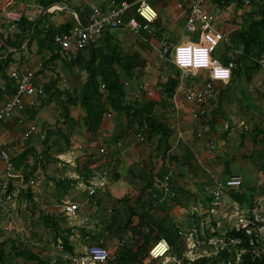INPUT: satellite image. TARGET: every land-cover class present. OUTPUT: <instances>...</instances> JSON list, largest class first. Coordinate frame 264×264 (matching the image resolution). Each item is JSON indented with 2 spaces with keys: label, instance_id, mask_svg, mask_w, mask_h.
Wrapping results in <instances>:
<instances>
[{
  "label": "crops",
  "instance_id": "crops-1",
  "mask_svg": "<svg viewBox=\"0 0 264 264\" xmlns=\"http://www.w3.org/2000/svg\"><path fill=\"white\" fill-rule=\"evenodd\" d=\"M30 1L34 0H12L14 3L12 6L15 9L25 10V5ZM92 1L91 5L88 4L90 7L100 4L98 0ZM10 2L11 0H0V9L11 6ZM173 2V0H154L152 6L156 8L158 14L161 9L170 12L176 11L181 14L174 9ZM26 13L30 14L28 11ZM54 13H56L57 21L53 22L58 25L67 21L72 22L76 12L74 9L70 10L67 20L64 19V15H60L62 14L61 11ZM37 17L38 15H33V17L31 15L32 20ZM59 18L62 20H58ZM157 20L152 23V30L156 27ZM150 36L152 37L149 40L150 44L155 45L157 38L153 35ZM32 44L29 46V43L25 42L21 49L14 51L13 58L6 69L7 75L11 70L22 65L25 53L28 54L27 60L29 62H41V55L37 53L36 45ZM48 54L45 52L46 56ZM1 55L2 49H0ZM156 55L151 62L148 60V72L145 71V75L137 76L132 84L134 88L142 82L147 83L151 88L157 85L158 69L153 64L157 61L158 54ZM52 69L54 70H42L41 68L35 70V83H37L38 88H41L51 75H57L56 86L59 89L78 87L82 82L83 77L80 72L77 70L69 72L60 62H56ZM200 80L202 79L199 73L198 77L192 78L190 82L197 83ZM229 83L231 82L215 83V90L207 102V112L198 117L191 113V110H196L197 106L185 103L180 104L179 114L166 116L170 101L168 99L165 103L160 104L161 95L156 89H154L153 96L144 95L141 97L138 100L139 105L144 106L148 101L156 103L152 113L159 116L172 130L170 137L163 143L159 141V135L150 140L139 141L138 132L127 126L124 112L117 114L111 111L110 116L104 115L98 132L91 136L82 125L79 109L76 110L77 116L74 115L75 111L71 110L72 119L65 123L58 117L59 110L55 114L51 112L50 106L39 110L38 105L40 106L42 103L38 104L40 100L37 97V102L33 107L27 105L23 111H15L13 116L10 115L1 121L0 151L7 152L12 158L21 153L23 149L29 148L31 153L28 155L27 161L32 166L27 169L24 176L21 171L12 170L15 177L7 179L4 162L0 161V197L5 183H7V190L9 181L13 188L9 192L13 197L12 203L8 205L0 203V249L5 253L7 260L4 264H34V260L25 261L22 257L14 255L13 248L20 249L23 246L29 247L30 251L39 257L40 264H77L76 258L84 255L87 244L97 241L98 238H101L112 252L118 239L114 232L113 223L111 224L109 219L112 221L115 219L118 221L117 224H120L127 220L131 211L137 214L131 217L134 221L132 227L137 225L139 215L145 211L159 225L166 227L174 225L177 228H185L192 235L191 230L194 228L193 213L195 212L194 197H199V203L205 206L209 204V207L211 205L204 198L203 193L210 187L215 188L221 179L225 181L228 178L225 174H230L229 177L239 176L242 180H245L243 178L245 174L251 180L252 174L257 172L253 171L254 163L248 154H244V151L242 153L239 151L238 157L235 156L232 161L229 160L230 164L232 162L237 164V170H241L243 176L232 171L231 168L226 173L225 166L229 163L227 160L224 159L222 164L217 162L216 164L215 158L211 159L210 154L214 156L215 151L222 145V139L216 144L219 145L216 149L215 142H213L215 137L208 133L210 129L208 121L212 119V111L221 106L219 103L223 97L222 91L230 86ZM1 85H4V80H0ZM263 87L264 71L259 73L249 84L240 78L234 80L230 90L233 88L238 94H245V99L248 97V100L253 101L249 106L250 109L252 108V112H255L253 111L255 109L261 112L264 111V107H260L257 100L264 96ZM246 88L249 91H246ZM8 97L7 91L0 96V106ZM244 98L241 100L245 101ZM52 101L55 105V96ZM226 101L228 98L222 99L221 102H224L222 107L225 110L228 106ZM48 102L49 104H47ZM48 102L44 106L50 105L51 100ZM213 103H217V106L214 105L213 107ZM54 105H52V109H54ZM246 107L240 104L237 114H234L239 117L237 122L240 125L246 123L239 116L243 115L244 110H247ZM248 115L249 120L253 119L254 121L253 113H248ZM50 116L56 117L53 127L49 124ZM219 117H222V114H219ZM57 119L58 123H56ZM223 120L222 123L226 128L223 135H226L227 130L231 128L229 125L231 122L225 120L224 117ZM32 126L34 130L29 131ZM55 127L67 135L68 141L60 139L61 137L57 135L52 136L50 139L51 149L45 153L43 139L46 131ZM26 132H29L27 137L24 136ZM80 132L83 135H80ZM246 134L244 133V140L242 141L245 148L248 147ZM241 138L240 136V140ZM240 140V150H242ZM55 141H58L57 146L54 145ZM250 142L251 140H249ZM207 144L211 145L209 148L212 151L204 149ZM39 158L45 159L48 163L45 168L34 166L36 159ZM244 161L249 166L248 171L250 173L248 174H246L243 165ZM219 165L222 167L219 168ZM109 167L112 169L106 175V184L102 185L101 173ZM165 177H168L169 190L167 192L162 190ZM91 188L95 192L89 195L88 191ZM22 190H24V194ZM150 193L152 194L151 197H149ZM67 201L79 204V208L83 212L76 221L63 214V205ZM222 204L226 205L224 201ZM226 208V210L225 208L222 209L220 205L217 207L218 210L221 209L224 212L237 211L236 206ZM238 214L236 215L237 219L239 216H244ZM41 215H48L51 221L59 226L60 230L56 231L52 223L49 220H43ZM142 233H144L145 238ZM142 233L135 234L132 228V231L124 234L131 241V247L135 251L138 250V247H141L140 249L144 247L143 251L145 252L148 247L155 243L154 234L149 235L146 229ZM110 238H113L114 241H111ZM63 241L71 246V251L64 252L63 248H57V245ZM61 245L63 246V244ZM168 253L162 259H165L167 264H177V258ZM147 259L142 263L146 264ZM134 260L137 264L138 259L135 258Z\"/></svg>",
  "mask_w": 264,
  "mask_h": 264
},
{
  "label": "trees",
  "instance_id": "trees-1",
  "mask_svg": "<svg viewBox=\"0 0 264 264\" xmlns=\"http://www.w3.org/2000/svg\"><path fill=\"white\" fill-rule=\"evenodd\" d=\"M73 1L74 0H35V3L43 10L55 4L66 3L68 7L74 9L77 15H79L81 23L83 25L87 24L91 7L89 5H75ZM213 1L216 2L218 8L221 9L228 7L232 3L235 4V9L243 7L244 4V0ZM150 4L152 5L153 3ZM99 5L104 6L103 3ZM249 5L250 9L238 16L239 20H231V24H237V28L232 30L228 39L223 41L219 46L218 51L222 53L221 56H217L218 51L217 53L215 52V56L222 64H227L229 61H233L235 64L231 79L228 81L231 82L229 83L230 86L222 91V99L228 98L226 93H229L234 80L240 78V80L249 84L255 76L263 71L260 60L264 59V0H249ZM1 10L2 9H0V16L2 17ZM53 13L54 12H43L39 14L35 20H31L27 16L22 15L13 33H10L8 36L0 34V40L4 44L1 48L2 55L0 56V80H4L5 85V91H2L0 88V96L6 91L9 95L14 91L13 83L6 71L13 58L14 51L21 49L25 42H28L29 46L34 43L37 48V53L41 55L40 68L42 70H54L52 69L54 64L60 62L67 71L71 72L77 70L83 74L84 79L78 87H67L64 89L57 88V75H51L41 88L37 87V83H35L34 80L33 85L37 90L39 89V92H37L34 97V103L29 107H33L37 99L42 103H46L55 96L56 104L59 107V119L66 123L67 120L69 121L72 119L70 116L71 109H79L82 125L85 131L91 136H94L98 132L104 115L110 116L111 111L117 114L124 112L126 114L127 126L134 129L138 132L137 134H141L143 137L142 140L138 138L139 141H145L146 139L150 140L156 135H159V141L161 143L167 141L172 134V130L169 129L159 116L152 113L156 103L148 101L144 106H140L138 100L141 97L131 99L132 101H125L129 100L127 98L125 81H131L132 79H136L138 75H142L145 67L149 63L148 59L138 51L123 53L118 49L117 44L113 41L112 35V30L118 27L105 28L99 38L90 41L84 47L77 48L73 51L62 49L54 42V37L56 34L69 31L73 26V21H67L56 25V23L49 21L48 18V16ZM131 13L132 12H129L127 14L128 17ZM153 31L158 41L165 40L169 43L170 39H167L169 37H163L164 29L160 28L158 30L155 27ZM142 32L143 31H140L138 33ZM45 52L46 54L49 53L48 56L45 55ZM164 57L166 59V66L168 67V73L163 79L157 76V85L152 87V89H156L161 95L160 104L165 103L168 99L170 100L178 91L179 85L182 82V80L180 81V71L168 60L169 55L165 54ZM200 76L205 77V73L201 71ZM191 79L192 78H190V80ZM183 81H185L183 84L189 83L187 79ZM133 82L134 81L130 83V89L134 88L132 86ZM219 110L220 108H216L212 111V119L208 121L212 129L216 124L214 119ZM56 123H58V119ZM244 133L246 132L241 134L242 138L244 137ZM252 133H254V135ZM252 133L254 140L260 136L261 138L258 142L264 145V130L255 127ZM55 135L60 136V139L68 141L67 135L58 129V127L47 130L43 139L45 153H48L51 149L52 145L50 144V139ZM57 143L58 141H55L54 145L57 146ZM30 153L31 149L25 148L21 153L10 158L13 167L12 170H19L22 172L23 176L26 175L27 169L32 167L27 161ZM260 157L261 160L257 170L259 173L262 172L264 168V146L262 148V156L260 155ZM52 159L54 160V158ZM233 159L234 157L231 158L230 161ZM36 160L34 166L45 168L48 165L43 158ZM229 166L230 162L225 166L226 173L229 170ZM225 175L230 178V174ZM259 177L260 176H258V178ZM10 184L11 182L9 181L8 193L13 189ZM221 191L224 193L226 199H229L232 205L236 206L239 214L251 219L252 223H250V226L255 229L259 224L253 221L251 210L261 204L256 196L264 193V183L263 186L258 187L257 181L252 182V180L248 179L243 180L242 184L236 189L225 188L223 190L221 189ZM22 192L24 194V190H22ZM207 193L206 198L209 203H211L213 201V191ZM151 196L152 194L150 193L149 197ZM262 205V210L264 211V204ZM63 214L66 216L65 212H63ZM135 215L137 214L131 211L127 220L120 224H117V221L114 219L112 225L115 230L114 232L117 234L118 241L114 247V251L111 252L108 248L109 258L105 264H125L129 256L137 258V264H143L142 262L148 258L147 251L149 247L145 252L143 251L145 249L144 247L142 249L138 247V250L135 251L131 247V241L124 240V234L128 231H132V228L135 234H141L144 232V229H146L149 235L154 234L155 242L159 239L166 240L170 245L168 254L177 258V264H264V250L262 249L261 238L255 231L251 234H246L244 228L236 229L233 227L223 235L221 244L224 245H219L216 253L211 255H199L195 259H189L184 255L186 234H184L181 228H177L174 225L170 227L159 225L145 211L139 215L137 225L132 227L134 221L131 217ZM204 216V212L201 214H198V212L193 213V238L196 242H201L202 245L205 244L207 247H212V243H209V240L214 236L219 237V235L216 231H211L210 227L201 224ZM40 217L45 221L49 220L56 231L60 230L59 226L52 222L48 215H41ZM142 236L145 238L144 233H142ZM99 240H101V238H98L97 242ZM61 244H63L62 248L64 252L72 250L68 243L63 241ZM228 245L236 246L238 251L242 250L241 253L239 252L238 261H236V249L228 250ZM13 250L15 251L14 255L22 257L25 261L34 260V264H40L41 262L39 257L30 251L27 246H23L20 249L13 248ZM160 259L162 258L151 260L155 261ZM6 261L5 253L0 249V263L4 264Z\"/></svg>",
  "mask_w": 264,
  "mask_h": 264
},
{
  "label": "built area",
  "instance_id": "built-area-1",
  "mask_svg": "<svg viewBox=\"0 0 264 264\" xmlns=\"http://www.w3.org/2000/svg\"><path fill=\"white\" fill-rule=\"evenodd\" d=\"M14 1V0H13ZM104 6L97 5L91 7L88 14L87 24H82L79 16L75 13L73 15V26L66 33L56 34L54 42L58 44L62 49L73 51L77 48L86 46L90 41H94L99 38L105 28L108 27H125L138 33L140 31L147 32L153 37L155 33L152 30V23L158 17V11L154 6L149 3V0H99ZM174 9L179 11L183 15L184 27L191 32L198 33L197 40H186L180 41L178 44H169L165 40H159V52L157 61L153 63L158 69V77L161 79L168 73V67L166 66L165 54L169 55V62L180 71V81L178 91L169 100L170 106L166 113V116L171 114L180 113V104H190L197 106V109L191 110V113L198 117L205 115L207 112V102L209 101L213 91L214 85L217 82L227 83L232 76V70L235 66L233 61H229L227 64H222L220 60L215 56L217 47L222 41H226L229 37L230 30L225 29L223 23L218 20L216 22V15L212 12L213 7H217V3L213 0H173ZM245 5H249V0H244ZM11 6H7L2 9V17L0 20V33L3 35H10L16 28V24L20 17L27 16L32 20L31 15H39L41 13H51L55 11H61L68 8L66 3L55 4L46 9L39 7L34 1H30L25 5V10H19L13 8L12 0ZM152 9L148 12V9ZM28 11L30 14L26 13ZM132 12L128 17V13ZM147 13V14H146ZM153 13H155L153 15ZM126 16V17H125ZM151 17V18H149ZM140 18V19H139ZM222 26V27H221ZM3 42L0 40V49L3 46ZM185 50L186 59L188 62L181 61L180 50ZM200 49H206L208 55V63L206 65L197 63V52ZM28 54L25 53V57L22 60V65L17 69L11 70L8 75L13 83L14 91L9 95L8 99L0 106V123L4 119L8 118L12 112L21 111L27 105L31 106L34 103V97L36 96L37 90L33 85L35 80V69L41 67V62H29L27 60ZM30 59V58H29ZM262 70L264 71V59L260 60ZM217 66L230 68V75L227 78H217L215 76V68ZM148 67L144 69L148 72ZM160 71V72H159ZM205 72V77H201L202 80L197 83L183 84L184 79L198 77L200 72ZM135 81H125L127 87V98L134 99L144 97H151L154 94L152 89L147 83H138L137 87L130 89V83ZM2 91H5V86H0ZM264 92V87H263ZM34 130V127H30L29 131ZM29 135V132L25 133V137ZM137 137L142 140L141 134H137ZM0 161L4 162L5 170L7 172V179L14 178L15 175L12 173V164L10 162V156L7 152L0 151ZM112 168L104 170L101 173V184H106V175ZM168 177H165L163 184V192H167L169 187ZM242 184V180L239 176H232L225 181V188L236 189ZM94 189H89V195L94 194ZM258 201L261 203L260 206L255 207L251 210L253 221L259 225L256 228H252L250 223L251 219L243 216L241 221L238 223V228H244L246 234H251L253 231L260 233L264 230V211L262 210V204H264V193L256 196ZM221 199V189L216 188L213 191V201L210 203L211 210L216 211L219 206ZM13 197L7 192V183L3 185L2 196L0 197V203L2 205L11 204ZM209 205V204H208ZM63 210L68 218L76 221L83 212L79 208V204L67 201L63 205ZM88 240V239H86ZM89 241V240H88ZM210 243V240H209ZM57 248L62 249V245L58 244ZM170 250V245L164 239H159L152 244L147 251L149 259H157L164 257ZM109 258L108 247L103 240L98 242H89L85 248L84 255L78 256L76 262L78 264H105Z\"/></svg>",
  "mask_w": 264,
  "mask_h": 264
},
{
  "label": "rangeland",
  "instance_id": "rangeland-1",
  "mask_svg": "<svg viewBox=\"0 0 264 264\" xmlns=\"http://www.w3.org/2000/svg\"><path fill=\"white\" fill-rule=\"evenodd\" d=\"M92 0H74L73 4L75 5H88V4H92ZM153 3L154 0H149V3ZM250 9V5H245V3L243 4V7L241 8H237L235 9V4L232 3L230 4L228 7L226 8H218L217 7H213V13L216 15L217 19L216 22L218 23V20H220L224 26V28H226L227 30H234L235 28H237V24L236 25H232L231 24V20H239L238 16L241 15L244 11ZM70 10H72L70 7L65 8L63 10H61L62 14L60 15H64V19L67 20L68 18V12H70ZM57 13V12H56ZM56 13H53L51 15L48 16L49 21L53 22L56 20ZM67 16V17H65ZM61 18H63L61 16ZM61 18H59L58 20H62ZM57 21V20H56ZM59 22V21H58ZM221 26V27H222ZM164 29L163 32V37H169L167 38L169 40V43L171 44H178L180 41L182 40H186L187 38L191 39V40H197L198 39V33L197 32H191L188 31L184 26H183V15L178 14L176 11H168V10H164L161 9L159 12V17L156 23V29ZM112 35H113V41L117 44L118 49L120 51H122L123 53H132L134 51H138L140 52V54H142L145 58H147L150 62L155 58V56H157L156 54H158L159 52V42L156 40L155 45L150 44L149 40L152 39V37L150 36L151 34L147 33V32H142V33H136L132 30H130L129 28H125V27H118L112 30ZM31 45V44H30ZM33 45V44H32ZM221 45V43L219 44V46ZM34 46V45H33ZM219 46L217 47L216 53L219 49ZM158 49V51H157ZM221 52L218 51L217 56H221ZM50 71H52L50 69ZM51 75V74H50ZM84 79V75L80 74ZM256 77V76H255ZM189 79H187V81H189ZM241 86V85H240ZM239 87V86H238ZM246 91H249L247 88L245 89ZM245 91V93H246ZM264 94V93H263ZM262 94V95H263ZM245 94H238L233 88L232 90L229 91L228 93V101H226V104H228L227 109L225 110L222 107L223 103H219L221 106H219V108L221 109V112L216 113L215 116V126L213 128V130L209 129V134L214 135V140L213 142H215V145L222 139V145H220L221 147H219V145H216V149L218 148V150L215 151L214 156L211 155V159H214L215 163H219L222 164V161L225 159L229 162V160H231L232 157L235 156H239L238 153L239 151H241V153L244 151V154H248L249 157L251 158V161L254 163L253 164V171H257L258 170V166H259V162L261 160L260 155L262 156V148H263V144L261 142H258V140H260V136L258 138H256L255 142H254V137L250 136V135H254V133H252L251 129H254L255 127H257V129H262L264 130V111H259L257 109L253 110L255 112H252V108L250 109L249 106L251 103H253L252 100H248V97H246V99L244 98ZM245 99L241 100L242 98ZM264 96H261L258 98L257 100V104L260 107H264ZM240 100V101H239ZM42 102H38V104H40ZM37 104V105H38ZM46 103H42V105H38V109L41 110L42 108L45 109L47 106L51 107V112H57L59 110V107L57 106L56 102L55 105L53 103V101L51 100L50 105H46L44 106ZM49 104V102L47 103ZM240 104L244 105L246 107L247 110H244L243 115H239L241 117L242 120H244L246 123L240 125L238 124L239 122H237V120L239 119L238 116H235L234 114H237V109L240 106ZM52 105H54V109H52ZM214 105L217 106V103H213V107ZM208 108V107H207ZM55 110V111H54ZM74 112V115L77 116V112L78 109L72 108L71 109ZM247 111V112H246ZM15 112V111H14ZM14 112H12V116L14 114ZM248 113H253L255 119L253 121V119L249 120V115ZM219 114H222V117H219ZM212 117V115H211ZM223 117L225 118V120H227L228 122L230 121L231 123L229 125H231V128L229 130H227L226 135H223V133L225 132V126L222 122H224ZM56 117L53 118V116H50L49 120H50V125L51 127L54 126V122ZM209 118V116H208ZM207 118V119H208ZM248 128V129H247ZM248 131L246 132V144L248 145V147H243V143L242 141L244 140V138L240 140V134L242 133L241 131ZM251 130V131H249ZM252 133V134H251ZM83 135V133L80 132V135ZM241 141V147H243L242 150H240V142ZM249 140H251V142L249 143ZM211 142V141H209ZM254 142V144H253ZM208 146V147H207ZM207 146H205L204 149H209V151H212V149H210L209 147H211L210 144H207ZM221 158V159H219ZM219 159V160H218ZM218 160V161H217ZM216 163V164H217ZM244 168L246 169V174L250 173V171H248V165L246 163V161H244ZM222 166L219 165V168H221ZM216 168V167H215ZM231 168L232 171H235L236 173H240L243 176V173L241 170H237V164L234 162H232V164H230L229 169ZM220 171V170H219ZM264 171V168H263ZM256 172L252 174V182L257 181L258 183V187L263 186L264 183V172ZM261 173H263V175H261ZM223 176V175H222ZM258 176H260L258 178ZM245 180H248L249 178H247V176L244 174L243 177ZM242 180V179H241ZM243 181V180H242ZM213 186V185H212ZM210 187V186H209ZM217 188L220 189H225V181L224 179H221V181L216 185ZM213 187H210L208 190L204 191V198L207 200V196L206 193H210L212 191H214ZM213 188V189H212ZM207 193V194H208ZM200 198L199 197H194V205H195V212H198V214H201L202 212L205 213L204 218L202 219L201 224L203 226L206 227H210L211 231H216L217 234L219 235V237L214 236L210 239V243H212V247H207L204 245H202L201 242H196L193 238L194 233L191 230L192 235L189 233V230L186 231L185 228H182L184 234H186L187 232V239L185 238V250H184V255L187 256L189 259H195L196 257H198L199 255H211L217 252L219 245H224L221 244L222 243V237L224 234L227 233V231H229L231 228L233 227H238V223L241 221V218L243 216H239V218H236V215L238 213V211H231L229 210L228 212H224L221 209H216V211H212L211 207L212 206H205L204 204H200L199 201ZM229 200V199H228ZM224 195V193H222L221 191V199L219 201V205L222 207V209L225 208V210L227 209L226 207H230V205H232V202L229 200L228 201ZM222 201H224L226 203V205L224 206L222 204ZM233 206V205H232ZM239 215V214H238ZM237 219V220H236ZM109 222L112 224L114 223V221H112L111 219H109ZM118 222V221H117ZM194 225V224H193ZM192 226V225H190ZM259 237L261 238V244H262V249L264 250V230L260 233H258ZM111 241H114V239L110 238ZM124 240H129V238L124 236ZM228 250H235L236 246L233 245H228ZM236 251V257L237 260L239 259V252L241 253L242 250L238 251L237 249ZM134 257H128L125 261V264H136V260H134ZM138 261V260H137ZM146 264H167V261L165 259H160V260H155V261H150L147 259V262H145Z\"/></svg>",
  "mask_w": 264,
  "mask_h": 264
},
{
  "label": "clouds",
  "instance_id": "clouds-1",
  "mask_svg": "<svg viewBox=\"0 0 264 264\" xmlns=\"http://www.w3.org/2000/svg\"><path fill=\"white\" fill-rule=\"evenodd\" d=\"M151 18V17H149ZM181 61L183 62H188L186 59V55H185V50L181 49ZM197 63L198 64H202V65H206L208 63V55H207V50L206 49H200L197 52ZM230 68L227 67H222V66H217L215 68V76L217 78H227L230 75Z\"/></svg>",
  "mask_w": 264,
  "mask_h": 264
},
{
  "label": "snow or ice",
  "instance_id": "snow-or-ice-1",
  "mask_svg": "<svg viewBox=\"0 0 264 264\" xmlns=\"http://www.w3.org/2000/svg\"><path fill=\"white\" fill-rule=\"evenodd\" d=\"M147 11H148V12H151V11H152V9H150V8H149ZM146 14H147V13H146ZM154 14H155V13H153V15H154Z\"/></svg>",
  "mask_w": 264,
  "mask_h": 264
}]
</instances>
